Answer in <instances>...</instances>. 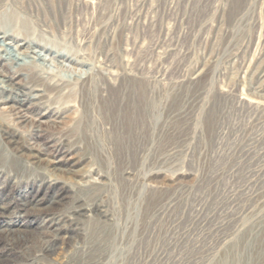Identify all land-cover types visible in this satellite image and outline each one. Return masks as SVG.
I'll return each instance as SVG.
<instances>
[{
  "label": "rangeland",
  "instance_id": "1",
  "mask_svg": "<svg viewBox=\"0 0 264 264\" xmlns=\"http://www.w3.org/2000/svg\"><path fill=\"white\" fill-rule=\"evenodd\" d=\"M6 30L61 121L0 110V264H264V0H0ZM44 139L75 172L18 210L55 181L13 147Z\"/></svg>",
  "mask_w": 264,
  "mask_h": 264
},
{
  "label": "bare ground",
  "instance_id": "2",
  "mask_svg": "<svg viewBox=\"0 0 264 264\" xmlns=\"http://www.w3.org/2000/svg\"><path fill=\"white\" fill-rule=\"evenodd\" d=\"M10 22H12L11 19L4 20L3 27L5 29L9 28ZM7 33L8 30L0 32V102L6 105L4 108L0 107V110L4 109L3 112L14 119L15 122L20 126L24 123H30V130L33 132L34 136H39V134L41 135L42 128L45 125L54 123L56 124L61 120H56L54 116L55 114L49 113L47 111L39 112V110H36L34 102L29 101L28 98H35L36 95H26L25 90H23L20 83L16 80L19 75H22V73L18 72V69L21 66L33 67L34 73L32 75L34 76H39L41 73H43L40 72V70L44 69L41 68L33 60H26L24 56L16 53V51L14 49H11L10 47H2L3 49H1V46H3V42L7 39H10L8 38ZM17 48H20L19 45L17 46ZM27 71H29V69H27ZM29 74V72L23 73L25 78H27ZM9 142H12L11 144L14 145L15 139L12 136H9ZM45 145L46 146L41 145L38 147L31 145V151L28 153H25L21 148H18L16 146L13 147L15 153H17L20 157H26L32 164L38 167L40 166L41 169L47 171V174L49 175L48 178H50L51 176V179L55 181L54 184H52L51 181L45 182L43 186L40 187L38 185V187L31 191L21 189L20 193H18V210H23L25 205L28 203H39L42 198L47 197V194H49V192H54L55 196L60 193L59 198H62L64 195L61 192L65 190V186L58 181V178L60 176L59 173L64 174L65 172H75L74 166L76 165V162H69L70 157L64 158L62 155L58 158H55V153L57 152V149L55 148L56 146L50 144V141H46ZM49 147H52L51 151L47 150ZM40 153H42L43 156H41ZM40 192H42L41 195L39 194ZM56 201L57 200L53 198L50 202L56 203ZM8 210V202L6 203L5 201H3V199H0V214L3 216L5 215L4 213ZM16 214H19V216H24L23 212L21 211H18ZM9 222H11L10 224L12 225L0 226V231L7 233L11 232L12 234H14L18 233L21 230L19 228L20 224H17V222L12 220H10ZM11 245L12 244L5 245L4 243H0V255L6 258L10 257L13 252ZM44 249L50 253L54 252L49 251V249H53L51 246H46L44 247ZM1 259L0 263L2 262Z\"/></svg>",
  "mask_w": 264,
  "mask_h": 264
}]
</instances>
